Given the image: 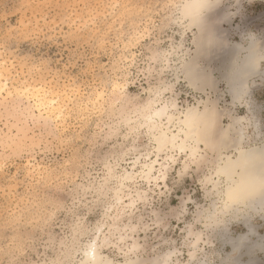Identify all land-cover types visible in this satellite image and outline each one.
<instances>
[{
    "label": "rangeland",
    "instance_id": "rangeland-1",
    "mask_svg": "<svg viewBox=\"0 0 264 264\" xmlns=\"http://www.w3.org/2000/svg\"><path fill=\"white\" fill-rule=\"evenodd\" d=\"M182 1L0 0L9 88L0 90V264H79L97 235L108 238L102 252L115 262L138 257L139 264L169 252L172 264H225L236 239L261 242L264 212L234 206L221 215L226 185L215 177L216 152L165 151L166 181L143 174L157 157L141 126L149 100L173 99L185 110L210 96L219 99L225 125L254 118L245 145L264 135V78H253L245 100L234 104L223 76L237 61L235 45L255 37L264 52V0H220L212 16L220 56L198 59L216 86L203 92L183 71L195 56V31L180 22ZM27 85L57 97L60 111L48 104L38 111L30 93L15 94ZM126 172L134 181L122 182ZM121 189L123 201L115 198ZM244 253L242 264L263 261L259 250Z\"/></svg>",
    "mask_w": 264,
    "mask_h": 264
},
{
    "label": "bare ground",
    "instance_id": "bare-ground-1",
    "mask_svg": "<svg viewBox=\"0 0 264 264\" xmlns=\"http://www.w3.org/2000/svg\"><path fill=\"white\" fill-rule=\"evenodd\" d=\"M219 3L220 0H184L179 6V11L177 10L181 16L180 22L186 23L188 28L195 31L193 43L195 46V56H192L189 60L184 62L183 71L187 80L194 88L199 89L198 91L202 90V92L206 89H213L216 86L215 78L211 76L210 72H207L205 67L198 63V59L211 58L212 56L217 57L223 45V43L221 45V40L213 26L215 24L212 17ZM233 49H235V51H232L231 48L230 52H235L236 57L238 56L237 61L232 64V66H227L228 69H230L225 74L223 73V76L227 81L228 93H230L229 95L232 96L231 99L234 104H236L242 103L247 97L246 95L250 87L249 84L253 78H264V69L262 70L260 68L261 62H264V52L258 41L255 40V37L250 40L248 45L237 44ZM213 60H215V58ZM5 64L6 62L0 63V81L4 80L3 84L0 85L1 92L9 89L8 78L6 77L7 75H5L7 71ZM27 86L23 90L22 88L21 90L18 88L15 89V94L17 93L23 97L30 93V95L34 97H32V99H35V101L37 100V104L35 105H37L38 111H42L46 104L49 105L48 107L51 106L50 108L53 110H59L61 108L57 97L49 98V96H46L48 95L47 93L41 95L46 89L43 91L41 90L43 88L33 87L35 85ZM170 87L162 90L159 96L164 93L166 94V91L170 90ZM58 94L60 93L56 92V95ZM10 95L11 93H9V96ZM65 96L67 98V95ZM218 100L207 96L202 101H198L199 104L196 106L185 110H181L176 100L173 99L149 100L147 104L143 105L141 116L139 115L140 118L144 120V124L141 126L147 128L155 141V149L157 150L156 159L144 165L143 174L147 179L146 181L149 182H156L160 178L163 182L166 181L168 166L159 163L161 161H159V157L165 151L187 153L191 158H203L204 151L216 152L219 158L215 164V177L220 178V180L224 179L226 185L224 191V204L222 206L223 209L220 211L221 215L225 216L233 212L234 206H242L245 209L244 213L247 212L248 214L264 212V135L260 137V139H254V143L245 145L246 131L253 126L254 118L248 120L243 116L236 117L233 119L232 123L225 125L223 123V110L218 105ZM57 112L58 111H56V113ZM257 124L254 125V128H258ZM229 148H232L235 152L232 154H225V150ZM173 156L169 158L172 159ZM136 162H138V159ZM157 165H161L163 168L159 171L160 177L155 175ZM135 175L134 172H126L122 178V182L134 181ZM211 180L212 178L210 182ZM124 183L121 185L122 188L125 186ZM214 187H216L215 184ZM121 191L122 189L117 192L118 195L115 193L117 195H115V198L118 197L119 200H122L119 196ZM236 211L238 212V210ZM216 213L215 211L214 215L213 212H210L208 217L213 218L217 216ZM239 217H241V219L245 218L243 215ZM248 217L250 216L247 215V218ZM247 218H245V221L247 220L246 222H249L250 218L249 220ZM218 220L220 219L218 218ZM98 232H102V229L99 228ZM248 233L250 235L254 233L252 226L251 228L249 226ZM99 236L100 235H97L95 239L90 241L85 246L84 250H82L83 257L79 264L141 263L138 257H126L123 261L115 262V260L102 252V245L109 242L108 238L104 235L103 238L100 239ZM246 236L247 234L236 239L237 242H235V244H233L234 242L232 243L233 247L231 246V248L233 252L226 260L224 259L225 264H242L238 258L240 255H243V249L245 252L244 254H248L247 256L253 255L255 250L264 253V236L256 247L254 245L256 241L253 244L254 247H252L253 245L247 246L248 244H246V241L248 239ZM257 237L259 236L257 235ZM132 246L133 248L140 247L136 241H134ZM172 255V252L166 253L162 257L152 259L148 264H172ZM194 257L192 255V258ZM252 259H250L248 263L243 264H256L257 262Z\"/></svg>",
    "mask_w": 264,
    "mask_h": 264
},
{
    "label": "crops",
    "instance_id": "crops-1",
    "mask_svg": "<svg viewBox=\"0 0 264 264\" xmlns=\"http://www.w3.org/2000/svg\"><path fill=\"white\" fill-rule=\"evenodd\" d=\"M262 68H263V65H262ZM264 105V104H263ZM264 109V107H263ZM262 255V254H261ZM263 256V255H262ZM258 264H264V256H263V261H260Z\"/></svg>",
    "mask_w": 264,
    "mask_h": 264
}]
</instances>
